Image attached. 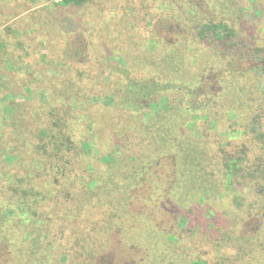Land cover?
<instances>
[{"label": "rangeland", "instance_id": "rangeland-1", "mask_svg": "<svg viewBox=\"0 0 264 264\" xmlns=\"http://www.w3.org/2000/svg\"><path fill=\"white\" fill-rule=\"evenodd\" d=\"M61 1L33 5L0 0V82L6 86L0 89V264H219L222 256L234 260L244 255L243 238L249 237L254 241L247 246L249 256L236 264H264V180L250 177L264 168L259 81H249L244 90L229 79L232 89L222 90L217 72L203 73L206 84L216 85L221 106H212L206 121L205 149L193 148L189 154L193 159L205 152V165L214 154L220 155V165L230 155L242 159L241 178L230 187L228 177L218 172L210 179L206 188L217 186V196L213 189L206 195L201 184L192 183L199 168L190 158L187 171L178 149L172 153L178 157L175 162L154 167L152 174L158 183L160 176L172 195L168 191L152 197L156 184L145 180L141 196L135 195L128 210L120 194L113 205L101 201L100 208L97 199L83 203L66 194L57 200L49 196L54 189L78 193L84 189L82 180L92 178L106 186L111 175L124 171L116 164H125L122 158H128L124 155L130 154V146L133 151L139 147L136 132L127 127V114L116 109L119 90L128 82L127 72L146 79L155 75L154 61L161 55L150 45L153 39L162 43L155 34L172 37L177 12L174 0H92L83 7ZM242 1L250 10L251 0ZM208 55L211 62L217 60ZM195 57L187 54L193 74L202 64ZM254 116L261 124L253 129ZM119 131V151L114 153ZM58 132L71 136L77 148L70 152L72 183L58 167L29 165L35 157L40 162L38 143L54 135L58 139ZM84 143H91L88 150ZM107 154H115L117 163L104 164L101 158ZM177 177L179 187H173ZM213 220L221 224L214 227ZM169 232L175 234L171 242L165 235Z\"/></svg>", "mask_w": 264, "mask_h": 264}, {"label": "trees", "instance_id": "trees-1", "mask_svg": "<svg viewBox=\"0 0 264 264\" xmlns=\"http://www.w3.org/2000/svg\"><path fill=\"white\" fill-rule=\"evenodd\" d=\"M26 1L33 5H41L52 0ZM91 1L62 0L60 5L83 7ZM173 3L176 4L177 12L173 16L176 25L169 30L172 37L167 40L165 37L155 34L161 38L162 43L153 39L150 45L151 51L158 50L161 55L157 61H154L157 70L154 72L155 75L146 79L144 77H132L127 72L126 74L129 75L128 82L126 86L124 84L122 90H119L121 96L117 100L116 109L127 114L125 116L127 127L136 132L135 145L139 149L133 151L132 146H130V150H128L130 154L124 155L128 158H122L125 163L123 165L116 164L115 154H107L101 158L104 164L115 163L119 168L125 167L124 171L121 172L116 169V174L110 176V181H106L108 185L103 186L94 178L88 181L82 180L84 189L78 192L79 194L72 193L71 190L61 189L57 191L54 189L49 193L52 199H60L62 194H66L69 200H78L83 203L97 199L100 202L96 206L100 208L102 206L101 201L104 204L113 205V200L117 199L120 194L124 201L123 206L128 210V205L135 198V195L139 193L141 196L140 190L145 180L156 184V187L152 189V197H158L159 192L168 191L172 195L173 190L171 191L165 183H162L160 176H157L159 183L153 178V168L159 169L162 164L169 165V163L175 162L178 157L176 153H172L178 149L183 152V167L188 171L186 166L189 165L191 158L190 151L193 148L205 149L203 147V140L206 138L204 136L206 134L205 124L212 116V106H221L219 94H214L213 90L216 85L206 84L207 81L203 77V73L208 69L211 72H217V83L222 90L229 88L231 82H236V86L245 90L250 85L249 81L251 85L254 81H259L264 96V0H251L250 10L242 0H174ZM200 52L205 55L202 56ZM208 52L210 55L213 54L217 60L211 62L208 59ZM147 54V58H151L149 52ZM187 54L197 58L202 56V64L199 66L200 72L191 73L187 65ZM216 63L219 65L216 66ZM229 79L232 80L230 83ZM240 81L243 83L240 84ZM250 87L248 89H251ZM0 89H6L2 82H0ZM230 89L232 88L230 87ZM237 95L238 93L235 94V96ZM238 99L236 98L234 102L237 103ZM252 100L257 101L255 97ZM3 106L4 103L1 102L0 108ZM260 119L258 116L253 117V129L255 124H261ZM134 121L138 124L136 127L132 124ZM2 128L3 126H1L0 131ZM121 129L124 131L123 127ZM42 133L44 136L45 132ZM117 134L119 137L113 147L114 153L119 151L117 148L122 132L119 131ZM57 137L58 139L54 135V139L45 143L41 140V143L39 142L36 146L37 150H42L43 153L40 162L35 157L29 165L36 169L58 167L62 172H66V182L72 183V175L68 174L71 171L70 166H73L70 152L77 148L71 136L65 132L64 134L58 132ZM198 141H201L199 145L194 146ZM90 146L91 143H84L83 149L88 150ZM2 149L7 153L6 146ZM230 156L233 157L224 159L223 166L220 165L219 154L210 157L208 165H205V152L201 158H191L192 164H190L197 166L198 172H200L199 175L195 176V180L191 179L193 180L192 183L201 184L198 187L205 194L213 189V193L217 196L220 194L217 186L208 189L206 187L210 179L217 178L215 172H218L228 177V186L230 187L238 175L241 178L240 160H242L235 158L237 157L235 154ZM161 160L162 163H160ZM130 161L132 164L129 163L128 165ZM210 166H212V170L209 169ZM244 174L246 175L245 172ZM250 177L264 180V168L259 171L258 175L252 173ZM55 182L57 183L59 180L56 179ZM95 183L96 186L92 187V184ZM237 183L238 186H243L241 180H238ZM171 185L179 187L178 177ZM122 189L123 191H121ZM32 191H34L32 188L28 190V192L33 193ZM34 194L38 193L35 192ZM205 194L201 196L202 200L207 198V194ZM104 197L107 199H102ZM186 219L187 217L182 222H185ZM192 223L193 220H190L189 224ZM212 223L215 227L221 224V220H213L211 225ZM197 226L199 224H195L194 229ZM213 234L216 235V231H213ZM165 235L171 242L175 234L169 232ZM243 239L247 241V244L242 248L244 255L236 256L234 260L230 256H222L221 259L218 256L219 264H236L240 257L249 256L248 251L250 249L248 250L247 246L254 241L250 237Z\"/></svg>", "mask_w": 264, "mask_h": 264}]
</instances>
